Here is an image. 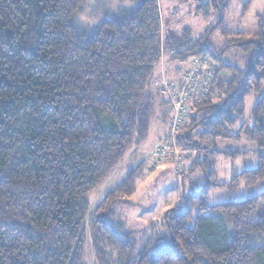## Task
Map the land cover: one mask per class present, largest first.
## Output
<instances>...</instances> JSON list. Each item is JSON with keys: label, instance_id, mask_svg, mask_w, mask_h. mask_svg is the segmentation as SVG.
I'll return each instance as SVG.
<instances>
[{"label": "trees", "instance_id": "16d2710c", "mask_svg": "<svg viewBox=\"0 0 264 264\" xmlns=\"http://www.w3.org/2000/svg\"><path fill=\"white\" fill-rule=\"evenodd\" d=\"M88 1L0 0V264H86L88 216L97 264H263L264 191L213 205L207 196L264 182V96L252 106V125L230 130L246 97L264 84V13L253 33L231 32L228 0H178L193 2L202 16L217 14L193 38L189 28L162 35L159 0H128L122 14L85 33L77 15ZM216 27L221 50L209 42ZM230 46L243 55L242 66L225 60ZM165 51L169 61L209 55L218 64L176 136L183 151L197 152L187 174L202 166L207 181L193 190L192 179V192L180 193L178 205L138 237L125 226L122 204L146 169L177 165L183 152L162 161L150 154L154 145L149 157L130 151L156 118L165 126L157 141L167 132L169 104L153 85ZM243 132L256 146L257 166L225 183L211 179L214 157L243 152L213 142ZM128 153L127 172L90 211L91 194Z\"/></svg>", "mask_w": 264, "mask_h": 264}, {"label": "rangeland", "instance_id": "374dc122", "mask_svg": "<svg viewBox=\"0 0 264 264\" xmlns=\"http://www.w3.org/2000/svg\"><path fill=\"white\" fill-rule=\"evenodd\" d=\"M228 1L229 6L224 21L227 28L231 32L243 31L246 34L256 31L258 15L264 13V0ZM129 4L128 0H89L83 11L81 13L79 12L77 15V25L83 32L90 33L98 26L101 20L122 14ZM159 6L162 18V35H165L169 30H177L180 32L184 28H189L191 30V36L193 38L198 37L200 34L203 35L206 33L207 27L214 24L218 19L214 10L205 16L197 14L195 11V5L191 1L181 3L178 0H159ZM209 35V42L213 45L214 50H221L225 40L220 33V29L217 27L212 29L209 32ZM168 57L169 55L165 51L162 55L156 77L163 73L165 76L176 79V74H179L183 69L181 68L179 72L175 73L177 68L174 65L169 64ZM224 58L231 64L238 66L244 64L243 55L233 46H230L224 53ZM177 63H179V61ZM188 64L189 62L185 63V66L187 67ZM262 96H264V84L258 92H252L246 97L243 117L230 129L231 132H236L242 122H245L247 126L252 125V106L255 101ZM156 119L153 122V127L151 128V132L146 141L142 145H136L130 150L131 154L133 152L132 155L134 157L136 156V159H139L142 154L144 157H147L149 150L156 144L157 141L154 136L155 134L157 135L158 129L162 128L161 124H159L160 120L156 121ZM218 141L219 144L225 145L226 148L236 149L238 148L237 146L246 145L242 142L248 141V138L245 132H243L238 140L228 138ZM247 148L241 147L240 149L243 152H239L234 156L220 154L219 156L214 157L213 168L216 175L211 179L225 183L232 176V172L239 173L245 168H254L257 166L258 156L255 144L251 142ZM196 153V151L191 150L188 154L182 152V157L188 155L189 158H186H188L189 162H185L191 165V160L193 159V156L195 157ZM127 155V158L121 161L109 177L91 194L90 211H93L95 205L104 196L105 192L122 179L127 172L131 161L130 153ZM180 163L181 162L176 165L175 163L170 162V165L168 164L169 166H166L165 170H160L158 167L155 170L150 171V169L147 170L145 168L146 171L142 173V176L137 183L136 192L129 198L128 203L122 204L121 210L125 216V226L126 228H131L136 231L135 235H138V237L142 236L143 232L144 235L148 232L147 229L149 224L157 225L167 209L178 205L180 201V193L185 192L187 194L192 192V179L195 181L193 190L201 189L203 183L207 181L204 177L202 166H197L192 175H189L187 172H190L188 171L190 168L187 169L185 164L182 166ZM176 169L179 170V173L183 171L186 175L182 177V175L178 174ZM263 191L264 182L252 187H245L242 184L240 188L236 190H231L228 187H218L209 191L207 202L208 204L213 205L228 201H242ZM89 227L88 216L85 263L97 264L91 246ZM262 262L264 264V258Z\"/></svg>", "mask_w": 264, "mask_h": 264}, {"label": "built area", "instance_id": "2783aa9c", "mask_svg": "<svg viewBox=\"0 0 264 264\" xmlns=\"http://www.w3.org/2000/svg\"><path fill=\"white\" fill-rule=\"evenodd\" d=\"M218 64L209 55L193 57L176 79L165 74L157 76L153 85L167 99L170 117L167 132L156 142L150 154L157 160L179 159L183 151L176 136L185 125L188 118L187 104L208 92L209 82L213 79Z\"/></svg>", "mask_w": 264, "mask_h": 264}, {"label": "crops", "instance_id": "0c3cea01", "mask_svg": "<svg viewBox=\"0 0 264 264\" xmlns=\"http://www.w3.org/2000/svg\"><path fill=\"white\" fill-rule=\"evenodd\" d=\"M178 61H169V64H171V65H174L177 69L175 70V73H177V72H179L180 71V69L182 68V69H184L186 66H185V63H187V62H181V61H179V63H177ZM170 65V66H171ZM181 72V71H180ZM179 72V73H180ZM179 76V74H176V77H178ZM188 106V108H189V104L187 105ZM164 131H165V126H163L162 128H159L158 129V133H157V135L155 134V136H154V138H155V140L157 141V139H159L160 137H161V135H163V133H164ZM153 138V139H154ZM154 140V141H155ZM218 140H225V139H216L214 142H213V146L215 147V148H219V149H223V148H226V146L225 145H223V144H219L218 142ZM249 141H243L242 143L244 144H246V145H242V146H237L238 148H241V147H244V148H247V147H249ZM154 143V142H153ZM227 149H231V148H227ZM248 149V148H247ZM190 150H185V151H183V152H185V154H188V152H189ZM192 151V150H191ZM149 155V154H148ZM196 156V155H195ZM184 157V158H183ZM182 157V159L180 158V164L183 166V164H185L186 165V167L189 169L190 168V164H188V163H186L185 161H188L189 162V160H188V155H186V157H188V158H186L185 156H183ZM195 157L193 156V159H194ZM191 159H192V157H191ZM193 159L191 160V162L193 161ZM166 163V162H165ZM170 165V163H167V164H164L163 163V165H161V166H159V169L160 170H165V167L166 166H169ZM158 168V167H157ZM156 169V168H155ZM154 169V170H155ZM234 172H232L231 173V175L233 174ZM215 175H216V173H215Z\"/></svg>", "mask_w": 264, "mask_h": 264}]
</instances>
